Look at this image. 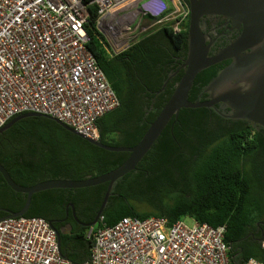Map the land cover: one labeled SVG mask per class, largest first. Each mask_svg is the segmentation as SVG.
<instances>
[{
	"label": "trees",
	"instance_id": "trees-1",
	"mask_svg": "<svg viewBox=\"0 0 264 264\" xmlns=\"http://www.w3.org/2000/svg\"><path fill=\"white\" fill-rule=\"evenodd\" d=\"M91 1L84 0L89 11L88 48L121 101L98 119L100 140L112 146H134L184 74L190 13L180 32L171 25L158 26L115 53L98 27V6ZM182 1L190 8V0ZM225 64L216 63L197 75L191 101L207 100L204 89ZM128 156L129 152L89 142L48 115L25 117L0 133V162L24 186L48 179L95 177L118 167ZM107 188L105 182L36 192L24 216L52 222L60 232L61 252L73 264L89 260L102 222L114 225L125 216H165L170 223L189 216L213 226L226 225L230 264L264 258L261 125L226 117L213 107L182 108L137 167L117 181L103 221L94 227L84 224L94 220ZM25 202L26 194L13 190L0 172V218L8 211H19ZM69 203L74 204L79 221Z\"/></svg>",
	"mask_w": 264,
	"mask_h": 264
},
{
	"label": "built area",
	"instance_id": "built-area-1",
	"mask_svg": "<svg viewBox=\"0 0 264 264\" xmlns=\"http://www.w3.org/2000/svg\"><path fill=\"white\" fill-rule=\"evenodd\" d=\"M172 1L181 6L176 16ZM91 2L115 53L138 40L129 37L144 19L148 27L180 32L190 13L182 0ZM88 15L84 0H0V129L19 114L37 112L100 140L98 119L121 101L88 48ZM225 232L226 225L195 219L188 225L184 218L125 216L114 225L102 222L83 264H230ZM261 246L264 251V239ZM0 264L73 262L62 254L50 221L18 216L0 221ZM245 264H264V258Z\"/></svg>",
	"mask_w": 264,
	"mask_h": 264
},
{
	"label": "water",
	"instance_id": "water-1",
	"mask_svg": "<svg viewBox=\"0 0 264 264\" xmlns=\"http://www.w3.org/2000/svg\"><path fill=\"white\" fill-rule=\"evenodd\" d=\"M207 15H223L230 19L232 25L241 28L240 34L215 54L209 53L210 44L207 43L206 35L202 29V18ZM188 39V55L183 63L184 74L175 85V89L164 107L136 145L112 146L101 140L90 139L67 123L52 117L66 129L95 145L112 151L129 152L128 158L122 164L95 177L48 179L32 186H24L16 182L8 169L0 162V172L10 187L17 192L26 194L24 206L19 211H8L7 215L0 218V221L8 217L24 216L29 210L33 194L36 192L50 188H80L107 182L108 188L94 220L84 223L94 227L102 216L117 181L137 167L157 142L171 119L178 117L182 108L212 107L218 102L224 101L235 108L234 116L236 118L250 119L251 122L264 127V0H190ZM228 59H232L230 65L206 87V90L213 92L218 89L219 93H213L207 100L191 101L189 93L197 75L209 66ZM235 77L241 78L243 86L223 90L222 83ZM170 78L171 76L165 81L161 90L165 88ZM161 90L157 92L159 93ZM42 115L37 112L19 114L8 121L0 129V133L20 119ZM69 206L72 207L74 218L79 221L74 204L69 203ZM68 213L69 209H67V215ZM50 223L55 228L53 223ZM57 233L61 246L60 232L57 230Z\"/></svg>",
	"mask_w": 264,
	"mask_h": 264
},
{
	"label": "flooded vegetation",
	"instance_id": "flooded-vegetation-1",
	"mask_svg": "<svg viewBox=\"0 0 264 264\" xmlns=\"http://www.w3.org/2000/svg\"><path fill=\"white\" fill-rule=\"evenodd\" d=\"M202 29L206 35L207 43L210 44L209 53L215 54L221 48L226 46L230 41L235 39L241 32V28L232 25L230 19L223 15H207L202 18ZM226 64L223 65L222 69L219 71L221 73L230 63L232 59L225 60ZM223 62V61H222ZM220 63V62H219ZM217 77V76H216ZM215 77V78H216ZM213 79V81L215 80ZM212 82V81H211ZM210 82V83H211ZM209 85V84H208ZM222 89H233L238 86L242 87L241 78H232L224 81L222 83ZM207 87V86H206ZM215 93H219L218 89L214 92L204 89V94H206L207 99L211 98V95ZM218 113L233 119H245V118H236L234 115L236 114L235 108L224 101L218 102L216 105L212 106ZM249 121L250 119H245ZM255 125V123H254ZM258 125V124H256ZM69 215H67L68 217Z\"/></svg>",
	"mask_w": 264,
	"mask_h": 264
},
{
	"label": "rangeland",
	"instance_id": "rangeland-1",
	"mask_svg": "<svg viewBox=\"0 0 264 264\" xmlns=\"http://www.w3.org/2000/svg\"><path fill=\"white\" fill-rule=\"evenodd\" d=\"M172 3H173V6H174V7H172L171 12H173V15L176 16L177 13H179V11H180L181 6L176 5V3H175L174 1H172ZM174 11H175V12H174ZM146 21L149 22V19L146 18V19H144V20L141 22V23L144 22V25H143L144 27L142 28V27L140 26V27L138 28L137 31H133V32H132V35L134 34L133 36L130 34V37H129V39H130V43H132L133 41L139 39V38L141 37L142 34H144V33L148 32L149 30L153 29V27L151 28V27H148V26H147V25H149L150 23H148L147 25L145 24ZM136 24H137V23H136ZM100 29L102 30V32L104 33V35L106 36V38L108 39V41H109V43H110V41H112V39H111L110 35L108 34L107 30H106L105 28H100ZM184 221H185V223H187L188 225H193V224H194V219L191 218V217H189V216H188V217H185V218H184ZM68 228H69V227L67 226L66 229H68Z\"/></svg>",
	"mask_w": 264,
	"mask_h": 264
},
{
	"label": "clouds",
	"instance_id": "clouds-1",
	"mask_svg": "<svg viewBox=\"0 0 264 264\" xmlns=\"http://www.w3.org/2000/svg\"><path fill=\"white\" fill-rule=\"evenodd\" d=\"M192 218V217H191Z\"/></svg>",
	"mask_w": 264,
	"mask_h": 264
}]
</instances>
